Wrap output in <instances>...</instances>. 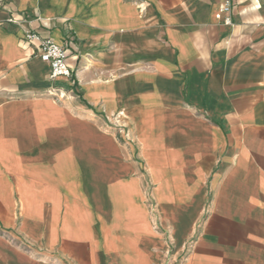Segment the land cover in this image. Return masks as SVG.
I'll return each instance as SVG.
<instances>
[{"label":"crops","instance_id":"0c3cea01","mask_svg":"<svg viewBox=\"0 0 264 264\" xmlns=\"http://www.w3.org/2000/svg\"><path fill=\"white\" fill-rule=\"evenodd\" d=\"M224 1L0 0V264H264V0Z\"/></svg>","mask_w":264,"mask_h":264},{"label":"built area","instance_id":"2783aa9c","mask_svg":"<svg viewBox=\"0 0 264 264\" xmlns=\"http://www.w3.org/2000/svg\"><path fill=\"white\" fill-rule=\"evenodd\" d=\"M233 5L231 0L223 2L217 15V20L225 27L234 26ZM25 41L29 44L38 43L39 57L43 63L50 67V79L53 81L59 79H72V71L68 65V51L63 45H59L52 39H42L40 36L27 33Z\"/></svg>","mask_w":264,"mask_h":264}]
</instances>
